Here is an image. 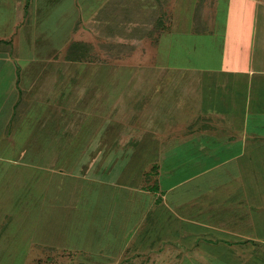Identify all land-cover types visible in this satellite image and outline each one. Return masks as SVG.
<instances>
[{"label":"crops","instance_id":"1","mask_svg":"<svg viewBox=\"0 0 264 264\" xmlns=\"http://www.w3.org/2000/svg\"><path fill=\"white\" fill-rule=\"evenodd\" d=\"M119 1L0 0V163L6 161L9 154H49V165H56L59 170H68V176L77 178L85 175L87 178L97 179L90 176L88 170L95 172L103 160L108 163L106 167H110L114 159H120L123 152L136 149L139 142L147 137L149 142L160 145L161 148H156L158 157H154V160L141 169V181H131L132 174L124 180H117L116 177L114 181V173L110 176L111 182L94 180L103 187L106 185L105 187L125 190L126 196H130L132 200H142L143 206L139 207L144 208L142 218L138 222L135 220L128 231L125 232L120 227L110 231L121 240L128 233L125 237L127 241H123V244L131 246L133 253L127 258H122L121 254H108L109 257H120L125 264H182L183 257L192 256L185 254L184 250L199 247L200 243H209L211 247L223 244L224 247L233 248L229 244L232 242L242 245L251 238L241 235L235 240H227L216 236L218 232L240 234L244 231L241 229L244 227H233L231 212L235 208L242 210L237 217L245 219H253L254 214L256 218V212L260 210V243H264V0H235L237 4L227 8V23L223 18L218 19L221 17L218 7L220 4L226 6L229 0H174L173 21L158 32L154 49L150 48L148 55H145V60L149 57L153 61L152 65L146 66L145 69H149L147 72L153 73L154 67L160 70L162 79L164 76L167 79L166 75L174 77L176 74L177 81H183L177 84L180 87L179 93L182 91L185 95L183 99L187 97L189 101L176 102L178 117L180 111L186 116L187 103V107L191 105L188 108V115L191 117L187 120L180 118L171 132L158 128L139 130L134 114L143 107L138 115H149V111L146 112L145 109L152 106L151 110H154L159 119H177L173 115L174 110H177L176 105L172 107L173 112L161 115L160 99L147 104L148 96L140 95L142 91L156 86H163L165 89V81L135 83V92L129 102L131 106L124 110L122 101L117 100L122 97V90L117 95L114 93L113 100H110L100 84L94 82L97 69L105 68L106 65L100 61L96 64L90 62L88 42L95 35L100 44L105 40L114 43L111 39H105V34L109 30V36L112 31V35L117 36L120 31L118 28L115 30L119 25L118 21L115 22ZM57 2L70 6L63 7V10L61 8L60 14L57 12V15L63 17L59 23L63 28L59 33L62 37L59 42L54 33L49 38L42 31V25L48 24L51 13L57 11ZM180 6L182 9L188 8V13L186 9L181 10L184 13L182 16H191L190 25L186 17L180 21ZM106 8L109 11L111 9L112 14L108 12L105 15ZM233 8L234 12L238 10L242 13L240 18H231ZM65 10H71L70 15ZM72 14L75 15L74 19ZM246 15L249 19L245 18ZM181 22H184L183 30L186 33L203 35L214 44L217 51H223V58L230 57L227 52L233 47L241 56L245 55L251 61L243 67L237 65L220 69H208L200 65L194 69L182 70L167 62L160 64V39L167 31L172 32L175 28V31H181ZM241 22L250 25L249 29L242 32L247 39L246 43L240 39L236 26H230ZM215 27L219 29L215 31ZM152 34L151 30L148 38L146 34L143 38L151 40ZM239 54L236 59L240 58ZM137 67L140 66H133L129 70ZM89 68L91 71H88ZM83 70L86 71L85 74H81ZM89 75L91 83L87 82ZM232 75L239 77V80L236 82L237 79ZM187 91L190 94H186ZM141 97L143 102L138 101ZM106 98L109 100L106 101ZM126 114L131 117L125 118ZM125 120L130 123L128 133L121 130V122ZM153 120L154 118L151 119L152 122ZM252 120L260 123L255 122L254 125ZM174 135L180 140L177 142L180 146H175V143L173 149L168 151L169 147H164L163 143ZM137 136L140 139L137 140ZM41 137L46 138V141L41 140ZM126 138L128 145L122 147L120 141ZM255 144H261L263 148L256 149ZM228 148L234 152L219 155ZM258 151L260 156L256 165L261 168L260 179L254 180L255 174L250 165L254 164L252 158ZM146 153L139 164L144 162ZM223 161L235 162L240 173L246 169L249 172L247 179L240 182L243 195L234 197L235 193L225 199L212 195L216 189L203 179L204 173ZM150 167L154 169L153 174L150 173ZM174 172L179 174L175 176ZM200 186L202 189H199ZM254 186L258 187L257 191L253 189ZM60 196L56 193V200L64 198ZM231 199L236 206L226 205ZM217 201L221 203L219 205H224L223 216L216 209ZM166 209L167 213L164 212ZM153 210L155 214L152 213ZM176 211L179 214H175ZM227 214L228 217L225 218ZM119 215L124 222L128 221L123 213ZM170 219H176L177 227L192 226L187 232L188 235H194L192 242L188 241L190 244L186 245V239H182V236L168 238L165 232L157 234L154 225L161 224L168 230ZM251 222L253 220L246 221L247 225ZM180 230L185 233V229ZM154 243H157L156 247L153 246ZM54 244L57 248H63V245ZM78 249L87 251L85 247ZM151 250L154 253L150 254ZM92 251L96 253L95 250ZM169 251L173 253L168 256Z\"/></svg>","mask_w":264,"mask_h":264},{"label":"rangeland","instance_id":"2","mask_svg":"<svg viewBox=\"0 0 264 264\" xmlns=\"http://www.w3.org/2000/svg\"><path fill=\"white\" fill-rule=\"evenodd\" d=\"M145 1L146 0H120L119 8L115 11L117 16L115 22L118 21L119 24L117 25L118 27L115 26V30L118 28L120 31H117V36L112 35L113 31L109 36V30L106 31L105 34V39H111L114 43L106 42L105 40V42L100 44L95 39V35L92 36V39L93 37L94 39H89L88 42L90 43L88 58L90 62H94L95 64L98 63V61L105 63V68L101 67L100 70L97 69L94 82L100 84L102 91L107 93L110 100H113L114 93L117 95L119 90H122V97L117 99L124 104L122 110L131 106L129 102L132 100V95L135 92L133 89L135 83H142L144 81L164 83L165 81V89H163V86H156L152 89L142 91L140 95L144 94L148 96L147 99L149 102L147 104L153 103L156 99H160L162 105L159 107V113L161 115L173 112L172 107L176 105L177 110H174L173 115H176L177 119L170 118L161 120L154 114V110H151L153 107H148V105H146L148 108H146L145 111H149V115L146 112V116H142L141 114L138 115V113H141L143 107L136 110L134 114L135 120L138 121L136 126L139 130L149 131L158 128L160 130L166 129V131L171 132L176 128L180 118L187 120L191 117L188 115V108H191V105L187 107L188 103L186 105L184 104L187 108V113H185L186 116L180 111V117H178V105L176 102L186 103V101H189L187 97L183 99L185 95H183L182 91L179 93L180 87L177 86V84H181L183 81H177L176 74L172 77L169 73V75H166L168 76L167 79H164L165 76L162 79L160 70L154 67L152 69V71H154L153 73L150 74L147 72L149 69L148 67L145 69L146 66L152 65L153 61L149 57L145 60V55H148L150 48L154 49L158 32L164 26L166 27L170 21H173L175 10L172 4L174 0H147L148 3H145ZM229 1L230 2L227 3L226 6L220 4L218 7L221 16L218 19L223 18L226 23L228 20L226 17L228 6L231 8L233 5L237 4L235 0ZM59 2H57L56 5L57 11H54L55 13L52 12L48 18L49 23L42 25V28H44L42 31L47 33V37L54 33L58 42L62 39L59 33L63 31V28L59 26V23L62 22L63 17L57 15V12L60 14L61 8L63 10V7H70L69 5H64L65 3L62 4ZM181 4L183 5V3ZM185 5H187V2H185ZM143 7L145 9H143ZM179 9L178 17L180 21H183L184 17H186L190 25L192 23L191 16L189 15L190 17H188L186 14L182 16L184 14L182 10L186 9V13H188V8L182 9L180 6ZM234 10L233 8L231 18H240L242 13H239L238 10L234 12ZM65 11L67 12L66 14L70 15L71 10ZM108 12L112 14V10L110 9L109 11V8H106L105 15L106 13L108 14ZM200 14L201 12L197 15ZM71 17L74 19L75 15L72 14ZM245 18L249 19L248 15H246ZM243 25V22H241L239 25L230 26H236L237 32H240V39L243 43H246L247 39H245L246 37L243 33L246 29L250 28V25ZM150 29L153 33L151 35V40L144 39L143 37L145 34L148 38V33L151 31ZM183 29L184 22H181V31H175V28L172 32L167 31L162 35L160 39V49H162V53L160 55L157 54L160 56H158L160 64H162V62H167L168 65H172V67H174V65L176 67L177 65L178 68L182 70L188 68L194 69L200 65L208 69H220L226 66L231 68L237 65L243 67L247 65L248 61H251L249 57L245 55L241 56L233 47H230L227 52L231 59L230 57L223 58V51H217L214 44L206 40L207 38L202 37L203 35L198 36L197 34L186 33ZM217 29H219V27L214 28L215 31ZM63 35L62 32V36ZM238 54L240 58L238 57V59H236L235 57H237ZM133 66L140 67L135 68V70H129V68ZM159 68L161 69V67ZM88 71H91V68H89ZM84 72L86 73V71L83 70L81 74H85ZM90 75L87 80L89 83H91L92 80ZM190 77L192 76L190 75ZM232 77L237 79L236 82L239 80V77L235 78L234 75H232ZM226 78L228 79V77ZM226 81L228 82L229 80ZM166 83H168V85ZM191 89H194V87ZM189 91H187L186 94ZM142 97L138 100L139 102H143ZM109 99L106 98V101ZM133 107H136V105ZM119 112L120 110L118 113ZM129 117L131 116L126 114L125 118ZM153 118L154 120L152 122L151 119ZM255 122L258 124L260 123V121L252 120V124L255 125ZM129 125L130 123L127 122V120L122 121L121 130H125L123 132L128 133ZM130 135L132 136V134ZM175 135L171 139L164 138L166 140L163 146L169 147L168 151L173 149L172 147L175 143V146H180L179 143H177L180 140ZM136 138L137 140L140 139L139 136ZM40 139L46 141L44 137ZM148 140L147 137H144L135 147L136 149L123 152L120 159H114L112 161L110 167H106L108 163L105 160L101 161L95 172L88 170L90 176L99 180L103 179L111 182L110 176L113 175V173L115 174L114 181H116V177L117 180L119 178L124 180V178L127 179L132 174L130 177L131 181H141V171L149 161L154 160V157H158L156 148H161L160 145H154ZM120 145L122 147L123 145L124 147L127 146V138L121 139ZM255 148L261 150L263 146L261 144H259V146L255 144ZM232 152H234V150L228 148L227 151L223 150L219 155L225 156ZM144 153H146L145 160L143 163L139 164L143 159ZM69 156L72 158L74 157L72 154H69ZM259 156L260 151L252 158L254 162V164H252L253 166L250 165L251 168L253 167L252 171L255 174L254 180L257 178L260 179L261 168L256 165V160ZM48 159L49 154H9L7 160L0 163V264H125L123 262L124 260L121 261L120 257H109L108 254L116 256L121 254L122 258H127L133 253V248L131 246L123 244V241H127L125 237L128 233L126 236H123L122 240L120 238L117 239L116 236L111 233L112 228L120 227L126 232L131 225L134 224L135 220L138 222V220L142 218V212L144 210V208L140 209L139 207V205L143 206L142 200H132L130 196H126L127 192H125V190L117 189V187H105L106 185L103 187L100 183L94 181L97 179L87 178L85 175H81V177L77 178L70 177L67 175L68 170H59L56 165H49ZM167 160L168 159H166V161ZM149 170L150 173L153 174V167H150ZM248 173L247 169L240 173L238 165H235V162L223 161L215 168L213 167L210 169L209 172H206V174L204 173L205 177H203V179H206L207 183L215 187V193L212 192V195H216L220 199H225L227 196H233L235 193L237 194H235L234 197L241 196V194L243 195L240 182L242 179H247ZM178 174L179 173L174 172L175 176ZM145 179L146 178H144V180ZM212 182L215 183V185ZM204 186L205 189H208L207 185ZM200 188L202 189V186H200L199 189ZM253 189L257 191L258 187L254 186ZM250 192L251 191H249V193ZM56 193L57 195L64 196V198L56 200ZM174 199L177 202L176 197H174ZM217 204L218 208L216 209L220 216H223L225 214L223 210L225 209L224 205H219L221 204L219 201H217ZM231 204L236 206L233 199L226 203V205ZM241 211L242 210L235 208L231 212L233 216L231 218L234 223L233 227H244L241 228L244 231L240 234L218 232L216 236L217 238L235 240L238 236L243 235L248 236L251 240L244 241L242 245L235 244L234 242H227L234 246L233 248L231 246L224 247L223 244H217L216 247H211L209 243H200L199 247L184 250L185 254H190L192 256L190 258L188 256H186V258L183 257L182 264H264V243H260V222H262L260 210H257L256 218L255 214L254 218H251L254 225H252L253 222L247 225L246 221H252L251 219L237 217L241 214ZM164 212L167 213L168 210L166 209ZM122 213L123 216L127 217V222H124L122 216L119 215ZM152 213L155 214L156 212L153 210ZM175 214H179V211H176ZM101 216H103V219H101ZM227 217L228 214L225 215V218ZM169 221L171 224L168 230H171V233H169L165 226L163 227L161 224H155L154 226L157 234L165 232V236H168V238H175L176 236L181 238L182 236V239H186L185 244H190L188 241L192 242L191 238L194 235H188L187 232L189 229H192V226L177 227L175 224L176 219H170ZM147 226L149 225H146V227ZM180 228L185 229V235L181 232ZM155 230H153V232H155ZM262 230H264V228ZM54 243L63 245V248H57ZM153 246L156 247L157 243H154ZM84 247L87 248L86 252H82L78 249H84ZM209 248L212 249L209 250ZM92 250H95L96 253ZM151 252L154 253V250H151L150 254ZM172 253V251H169L168 256L172 255ZM154 262L156 263V261ZM175 262L176 260L174 263Z\"/></svg>","mask_w":264,"mask_h":264}]
</instances>
